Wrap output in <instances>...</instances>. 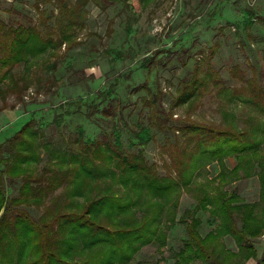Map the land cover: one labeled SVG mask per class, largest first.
I'll list each match as a JSON object with an SVG mask.
<instances>
[{"label": "trees", "instance_id": "obj_1", "mask_svg": "<svg viewBox=\"0 0 264 264\" xmlns=\"http://www.w3.org/2000/svg\"><path fill=\"white\" fill-rule=\"evenodd\" d=\"M114 1L123 2L122 10L128 18V12H136L149 0ZM89 2L105 11L110 0L35 1L32 5L35 8L40 3L51 8L46 6L36 10L39 23L47 24L50 19L55 23L48 26L44 37L37 24L13 25L0 18L2 106L5 107L9 94L20 97L28 87L29 82L24 76L30 70V57L48 48L54 49L62 40L68 41L73 33L71 29L83 26ZM252 13L250 8L244 10L243 28L252 26ZM215 53L214 45L209 49V58ZM144 61L140 66L150 74L148 64L154 63V59ZM19 65L23 67L22 71L16 69ZM44 67L47 71L54 70L55 64ZM236 72L235 66L229 70L233 78ZM190 76L187 81L179 82L176 98L167 112L162 108L159 84L155 91L145 85L150 96L140 98L143 108H149V123L156 130L165 132L161 149L170 161L163 163L164 174L158 171L155 162L145 159L142 148L136 153L128 150L116 126L111 132L103 130L101 137L89 138L80 124L75 126V134L69 135L65 147L54 146L53 132L46 134L45 127L55 126L60 134L62 114H56L44 126L33 116L2 142L0 264H128L142 246L163 242L160 218L165 205L170 206L165 210L170 216L165 219L172 224L178 205V189L193 192L196 171L211 160L222 165L216 192L208 194L203 187H196L195 205L184 209L177 219L185 224L187 237L184 249L178 251L173 264H190L195 259L205 264H240L241 260L243 264L249 258L255 259L256 264H264L263 257L256 258L253 244L264 232V87L259 85V80L247 81L240 77L248 83L247 87L239 86L230 91L234 105L236 102L246 104L257 112L250 125L245 121V125L239 126L234 122L236 118L223 119V124L217 125L190 121L176 124L172 120V108L199 96L205 83L228 89L220 84L219 73L207 58L202 67L194 64ZM47 81L49 84L54 82L53 75L47 77ZM117 84L115 81L109 85V90H100L102 92L96 98L112 94ZM97 103L91 104L92 111L87 114L89 120L98 111ZM101 112L112 116L109 108H103ZM119 113L123 119L121 109ZM134 127L131 130L135 132L136 142L131 137L132 146L144 147L153 139L154 133L149 126L134 124ZM40 149L48 153L44 162ZM227 156L236 161L230 170L234 176L240 171L244 177L257 176V201L246 202L233 190L224 188L228 181H225L223 159ZM117 183L121 184L122 190L115 186ZM58 189L60 191L56 192ZM137 210L141 212L140 216L136 215ZM199 210L209 212L217 219L216 225L204 235L198 230L201 224L197 216ZM225 235L235 241L236 252L217 249V239Z\"/></svg>", "mask_w": 264, "mask_h": 264}, {"label": "rangeland", "instance_id": "obj_2", "mask_svg": "<svg viewBox=\"0 0 264 264\" xmlns=\"http://www.w3.org/2000/svg\"><path fill=\"white\" fill-rule=\"evenodd\" d=\"M35 1L38 0H0V18L13 25L37 24L44 37L48 26H54L55 23L53 19L47 24L39 23L36 10L50 6L40 3L35 8L32 6ZM249 1L149 0L142 3L136 12H128V18L125 10H122L123 2L110 0L105 11L89 2L83 26L72 28L73 33L68 41L62 40L54 49L48 48L47 51L30 57V70L24 76L29 83L22 95L16 97L9 94L5 107L0 100V144L14 135L33 116L44 126L53 116L62 114L63 129L60 134L55 126L48 129L45 127L46 134L53 132L51 135L54 146L65 147L69 135L75 134V126L80 124L84 126L89 138L101 137L103 130L111 132L116 126L124 146L134 153L142 148L145 159L155 162L158 171L164 174L163 163L170 161L161 149V145L165 143V132L156 130L149 123V108H143L140 99L150 96L144 86L155 91L159 84L162 108L167 112L171 101L176 98L175 89L179 82L187 81L194 64L202 67L206 58L217 69L222 80L220 84L228 89L205 83V89L199 96L172 108V120L176 124L190 121L217 125L223 124V119L236 118L234 122L237 125L243 126L245 121L250 125L252 116L257 114L254 108L239 102L234 105L230 100L233 88L247 87L248 83L241 81L240 77L247 81L252 78L259 80V85L264 87V0H256L253 5H249ZM248 8L253 10V24L249 29L243 28L242 24L244 10ZM56 11L54 9L55 13ZM259 11L261 15H257ZM110 30L111 33L108 34ZM214 45L216 53L210 59L209 49ZM146 58L154 59V63L148 64L151 67L150 74L140 66ZM53 63L54 70H45L46 64ZM233 66L237 69L235 78L229 74ZM16 69L22 71L23 67L19 65ZM50 75H53L55 83L46 82ZM36 76L40 78L37 79ZM115 81L118 84L112 94L96 98L99 92L109 90V85ZM92 102H98L99 105L98 111L89 120L87 114L92 111ZM103 108H109L113 118L102 113ZM120 109L124 120L120 117ZM134 124L147 125L154 133L153 139L144 147L131 145V137L135 134L131 127ZM134 130L137 128L134 127ZM166 134L168 135L167 132ZM40 152L44 162L48 153L44 149H40ZM235 162L232 156L223 159L225 181H228L224 188L233 190L246 202L257 201V176L252 174L244 177L241 171L234 176L230 170ZM221 170L219 161H208L195 173L193 192L178 189L174 223L170 224L165 219L170 216L165 212L170 209L169 205H165L164 214L160 218L163 242L155 241L142 246L128 264H173L178 251L184 249V239L187 237L185 224L177 219L184 209L195 205L193 194L197 191L196 187H203L208 194L216 192ZM172 176L175 177V174L172 173ZM115 186L122 190L121 184L117 183ZM59 191L58 189L56 192ZM151 211L148 210L153 213ZM140 213L136 211L137 216ZM197 216L201 219L198 227L201 235L217 223L215 216L209 212L199 210ZM253 244L256 258H264V232ZM216 247L223 252L224 248L232 252L238 249L229 235L218 238ZM190 264L205 263L195 259ZM243 264H256V260L249 258Z\"/></svg>", "mask_w": 264, "mask_h": 264}, {"label": "crops", "instance_id": "obj_3", "mask_svg": "<svg viewBox=\"0 0 264 264\" xmlns=\"http://www.w3.org/2000/svg\"><path fill=\"white\" fill-rule=\"evenodd\" d=\"M255 2H256V0H250L248 3H249V5H253ZM258 14H260V11H259V13H257V15ZM262 18H264V16H262Z\"/></svg>", "mask_w": 264, "mask_h": 264}]
</instances>
